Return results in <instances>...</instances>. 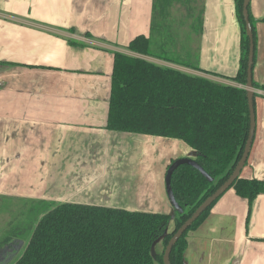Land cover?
Wrapping results in <instances>:
<instances>
[{
	"label": "crops",
	"instance_id": "obj_1",
	"mask_svg": "<svg viewBox=\"0 0 264 264\" xmlns=\"http://www.w3.org/2000/svg\"><path fill=\"white\" fill-rule=\"evenodd\" d=\"M249 4L252 78L264 85V0ZM156 5L175 32L165 47L198 69L144 58L239 86L227 78L240 57L234 0H0V198L174 214L165 172L193 150L106 128L113 54L136 55L126 45L137 35L159 38ZM253 91L255 129L239 176L264 181V88ZM188 233L184 264H264V193L248 202L229 188ZM6 256L0 264L11 263Z\"/></svg>",
	"mask_w": 264,
	"mask_h": 264
},
{
	"label": "trees",
	"instance_id": "obj_2",
	"mask_svg": "<svg viewBox=\"0 0 264 264\" xmlns=\"http://www.w3.org/2000/svg\"><path fill=\"white\" fill-rule=\"evenodd\" d=\"M242 1L234 0L241 33L239 66L234 76L227 77L239 86L187 74L144 58L198 69L184 61L175 49L165 47L175 42V32L169 24L160 21L157 5L152 27L159 28V38L137 35L126 45V49L136 55L113 54L106 128L178 139L194 151V160L212 177V181L189 165H179L171 176V187L183 211L174 212L172 216L71 202L30 200L33 205L21 209V214L25 213L26 217L25 227L16 224L0 236L1 251L7 243L27 235L21 253L10 264H163L162 254L169 238L231 174L248 136L245 83L249 42ZM247 9L254 43L253 70L256 30L250 4ZM252 87L264 88V85L252 78ZM229 188L251 202L258 194L264 193V181L237 176ZM218 199L176 241L169 255L170 264H184L188 232L205 219ZM171 221L173 229L168 232ZM158 238H161L162 250L152 255V245ZM6 257V262L12 258Z\"/></svg>",
	"mask_w": 264,
	"mask_h": 264
},
{
	"label": "water",
	"instance_id": "obj_3",
	"mask_svg": "<svg viewBox=\"0 0 264 264\" xmlns=\"http://www.w3.org/2000/svg\"><path fill=\"white\" fill-rule=\"evenodd\" d=\"M250 0H243L242 1V16L245 24V33L248 38L249 46H248V55H247V63H246V96H247V105H248V112H249V130L248 136L241 153V156L236 163V166L232 170L231 174L227 177V179L209 196H207L198 206L197 208L191 213V215L175 230L172 236L169 238L167 244L164 247L163 254H162V262L163 264H170L169 262V255L171 252L172 247L179 239V237L183 234V232L191 225V223L208 207L214 202L218 197H220L228 188L231 186L233 181L239 176L241 169L243 168L247 157L249 155L254 129H255V113H254V91L252 87V65H253V55H254V43H253V33L252 27L248 18V4ZM194 156V151H193ZM192 157H179L174 159L167 167L165 176H164V184H165V191L168 197V200L173 207L174 211L177 213H182L183 209L178 204L173 194V190L171 187V176L174 170L182 164L189 165L195 169H197L201 175H203L208 181H212V177H210L204 169L194 160ZM160 239V238H159Z\"/></svg>",
	"mask_w": 264,
	"mask_h": 264
},
{
	"label": "rangeland",
	"instance_id": "obj_4",
	"mask_svg": "<svg viewBox=\"0 0 264 264\" xmlns=\"http://www.w3.org/2000/svg\"><path fill=\"white\" fill-rule=\"evenodd\" d=\"M161 154H158L157 157L153 158L150 155L148 156L147 160H151V162H156L160 159ZM33 205L30 200H17V199H2L0 198V236L4 231L13 227L16 224H19V227H25L26 217L25 213L21 214V209H26L27 207ZM173 229V221H171L168 225L167 231L170 232ZM189 233L187 234L188 238ZM27 236V235H26ZM26 236L22 239H14L13 241L7 243L4 246V251L10 252L11 249H17L18 251L9 253L13 257L10 259L13 261L19 253H21V249L23 248L24 244L26 243ZM159 239V238H158ZM158 239H156L151 248V254L154 255L156 253V244ZM161 240V239H160ZM159 253L161 252L162 243L158 246Z\"/></svg>",
	"mask_w": 264,
	"mask_h": 264
},
{
	"label": "flooded vegetation",
	"instance_id": "obj_5",
	"mask_svg": "<svg viewBox=\"0 0 264 264\" xmlns=\"http://www.w3.org/2000/svg\"><path fill=\"white\" fill-rule=\"evenodd\" d=\"M16 251H18L17 249H11V251L9 252V253H14V252H16ZM8 252H7V255L9 256V257H11L12 255H10ZM13 257V256H12Z\"/></svg>",
	"mask_w": 264,
	"mask_h": 264
}]
</instances>
